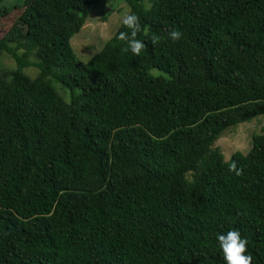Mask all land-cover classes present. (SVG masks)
I'll list each match as a JSON object with an SVG mask.
<instances>
[{
    "label": "trees",
    "instance_id": "16d2710c",
    "mask_svg": "<svg viewBox=\"0 0 264 264\" xmlns=\"http://www.w3.org/2000/svg\"><path fill=\"white\" fill-rule=\"evenodd\" d=\"M100 1L0 0L52 34L0 38V264H225L232 229L264 264V134L213 148L264 118V0H126L140 53L119 24L80 62L70 40Z\"/></svg>",
    "mask_w": 264,
    "mask_h": 264
},
{
    "label": "rangeland",
    "instance_id": "374dc122",
    "mask_svg": "<svg viewBox=\"0 0 264 264\" xmlns=\"http://www.w3.org/2000/svg\"><path fill=\"white\" fill-rule=\"evenodd\" d=\"M16 1L21 0H5V4ZM149 6H146V8H149ZM127 10L126 0L100 1L95 12L87 19L79 33L75 34L70 40L72 50L78 61L86 62L100 50L104 43L114 35L120 24V15ZM11 28L15 29V39H35L38 37L37 29L42 31L41 34H48L50 39L52 37L50 28L42 22L34 21L24 9H14L5 16L0 17V38L4 37ZM40 49L38 48L37 52ZM23 52L20 50L18 53ZM32 61H34L33 58ZM14 66V60L10 55L6 53L0 55V69L8 70L14 68ZM156 72V70H151L150 73L155 74ZM23 73L32 78L37 75V70L30 67L24 69ZM61 86L58 82L53 83L56 92L67 101L69 91L60 88ZM254 134H264V118L261 116L230 128L214 143L213 148H217L223 159L228 160L235 151L243 154L247 153L251 147Z\"/></svg>",
    "mask_w": 264,
    "mask_h": 264
},
{
    "label": "clouds",
    "instance_id": "9594fccd",
    "mask_svg": "<svg viewBox=\"0 0 264 264\" xmlns=\"http://www.w3.org/2000/svg\"><path fill=\"white\" fill-rule=\"evenodd\" d=\"M120 24L127 28L128 32H120L118 39L124 40L127 45V50L133 54H139L144 46L142 41L135 39L136 32L139 30L138 16L128 9L120 15ZM181 33L176 30L168 32V37L172 40H177ZM235 168V162L229 165V170ZM217 246L222 252L225 264H251L252 257L246 253L247 240L243 238L238 230L232 229L223 234H217Z\"/></svg>",
    "mask_w": 264,
    "mask_h": 264
}]
</instances>
